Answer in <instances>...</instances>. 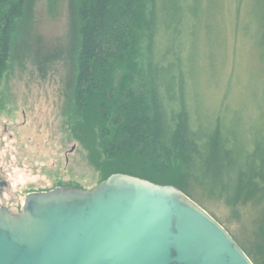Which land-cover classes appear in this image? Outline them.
<instances>
[{"label":"rangeland","instance_id":"rangeland-1","mask_svg":"<svg viewBox=\"0 0 264 264\" xmlns=\"http://www.w3.org/2000/svg\"><path fill=\"white\" fill-rule=\"evenodd\" d=\"M177 1L160 0L163 22L173 17L169 12ZM263 1L189 0V10L195 14L187 42L192 110L202 117L222 114L229 126L237 125L244 133L264 129V59L255 13ZM26 5L0 80V182L6 184L0 204L15 213L23 209L29 192L92 189L101 180L99 148L93 147L91 133L73 110L78 47L75 1L51 5L49 0H27ZM176 39L177 32L173 42L165 37L163 46H173ZM175 168L177 181L196 202L262 261L256 231L263 205L249 201L243 191L229 202L189 172Z\"/></svg>","mask_w":264,"mask_h":264},{"label":"trees","instance_id":"trees-1","mask_svg":"<svg viewBox=\"0 0 264 264\" xmlns=\"http://www.w3.org/2000/svg\"><path fill=\"white\" fill-rule=\"evenodd\" d=\"M74 1L73 110L99 148L100 182L114 173L131 174L174 185L197 201L177 181L176 166L229 202L243 191L249 201L263 205L256 231L262 261L244 251L255 264H264V129L244 133L222 114L202 117L192 110L187 42L195 14L189 0H178L167 22L160 0ZM26 3L0 0V80ZM255 13L264 59V1ZM175 32L176 43L164 47L165 37L173 42Z\"/></svg>","mask_w":264,"mask_h":264},{"label":"water","instance_id":"water-1","mask_svg":"<svg viewBox=\"0 0 264 264\" xmlns=\"http://www.w3.org/2000/svg\"><path fill=\"white\" fill-rule=\"evenodd\" d=\"M0 264H255L174 185L114 173L92 189L27 194L0 206Z\"/></svg>","mask_w":264,"mask_h":264},{"label":"flooded vegetation","instance_id":"flooded-vegetation-1","mask_svg":"<svg viewBox=\"0 0 264 264\" xmlns=\"http://www.w3.org/2000/svg\"><path fill=\"white\" fill-rule=\"evenodd\" d=\"M0 185L2 186V188L0 189V193H2V190H3V188L4 187H6L5 185V182H0ZM33 192H35V191H33ZM29 193H31V192H29ZM28 193V194H29ZM0 206H6V205H4V204H0ZM8 207V206H7ZM9 208V207H8ZM22 211V209L19 211V212H21ZM18 212V211H17Z\"/></svg>","mask_w":264,"mask_h":264}]
</instances>
